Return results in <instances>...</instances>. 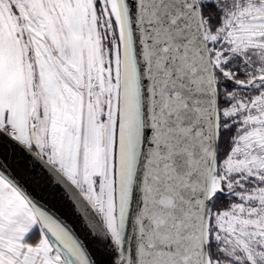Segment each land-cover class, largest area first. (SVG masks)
<instances>
[{"label":"snow or ice","instance_id":"1","mask_svg":"<svg viewBox=\"0 0 264 264\" xmlns=\"http://www.w3.org/2000/svg\"><path fill=\"white\" fill-rule=\"evenodd\" d=\"M0 264H264V0H0Z\"/></svg>","mask_w":264,"mask_h":264}]
</instances>
